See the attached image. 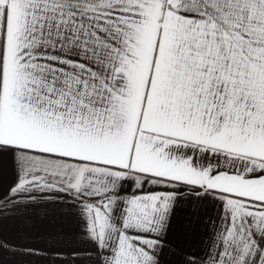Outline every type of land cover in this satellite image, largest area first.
Wrapping results in <instances>:
<instances>
[{
	"label": "snow or ice",
	"instance_id": "1",
	"mask_svg": "<svg viewBox=\"0 0 264 264\" xmlns=\"http://www.w3.org/2000/svg\"><path fill=\"white\" fill-rule=\"evenodd\" d=\"M0 264H264V0H0Z\"/></svg>",
	"mask_w": 264,
	"mask_h": 264
}]
</instances>
